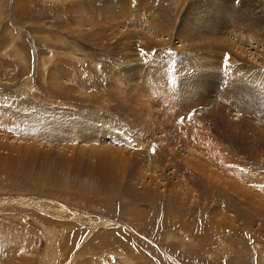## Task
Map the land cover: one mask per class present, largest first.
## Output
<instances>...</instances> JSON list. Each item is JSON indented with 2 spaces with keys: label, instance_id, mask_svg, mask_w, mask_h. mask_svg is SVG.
<instances>
[{
  "label": "rangeland",
  "instance_id": "1",
  "mask_svg": "<svg viewBox=\"0 0 264 264\" xmlns=\"http://www.w3.org/2000/svg\"><path fill=\"white\" fill-rule=\"evenodd\" d=\"M0 264H264V0H0Z\"/></svg>",
  "mask_w": 264,
  "mask_h": 264
},
{
  "label": "bare ground",
  "instance_id": "2",
  "mask_svg": "<svg viewBox=\"0 0 264 264\" xmlns=\"http://www.w3.org/2000/svg\"><path fill=\"white\" fill-rule=\"evenodd\" d=\"M263 162V161H262ZM261 162V163H262ZM234 165V164H233ZM236 166V165H235ZM249 173V172H248ZM248 173H244V175H245V177L246 178H249V179H252V176L251 177H249V175H248ZM244 179V180H246V181H248L249 179ZM262 181V180H261ZM31 240H30V238L29 237H23L22 236V238H21V240L20 241H18L19 243H21V245L20 246H24V245H26V244H28L29 242H30ZM19 246V245H18ZM22 248V247H21ZM12 249V248H11ZM16 249V248H15Z\"/></svg>",
  "mask_w": 264,
  "mask_h": 264
},
{
  "label": "snow or ice",
  "instance_id": "3",
  "mask_svg": "<svg viewBox=\"0 0 264 264\" xmlns=\"http://www.w3.org/2000/svg\"><path fill=\"white\" fill-rule=\"evenodd\" d=\"M142 55L144 54L143 52L141 53ZM225 61L227 62V57H225ZM155 151V149H153V152Z\"/></svg>",
  "mask_w": 264,
  "mask_h": 264
}]
</instances>
